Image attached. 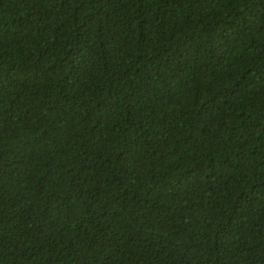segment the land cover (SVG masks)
<instances>
[{
	"label": "trees",
	"instance_id": "trees-1",
	"mask_svg": "<svg viewBox=\"0 0 264 264\" xmlns=\"http://www.w3.org/2000/svg\"><path fill=\"white\" fill-rule=\"evenodd\" d=\"M0 264H264V0H0Z\"/></svg>",
	"mask_w": 264,
	"mask_h": 264
}]
</instances>
